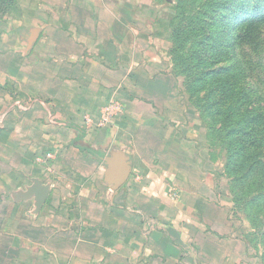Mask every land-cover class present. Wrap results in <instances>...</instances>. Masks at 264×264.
Instances as JSON below:
<instances>
[{
	"label": "crops",
	"instance_id": "1",
	"mask_svg": "<svg viewBox=\"0 0 264 264\" xmlns=\"http://www.w3.org/2000/svg\"><path fill=\"white\" fill-rule=\"evenodd\" d=\"M174 8L42 0L32 17L4 18L0 88L18 100L0 129L14 147L56 151L0 171V264H263L172 72L164 21ZM114 154L130 170L117 187L105 181ZM33 181L48 188L40 210L21 200Z\"/></svg>",
	"mask_w": 264,
	"mask_h": 264
},
{
	"label": "trees",
	"instance_id": "2",
	"mask_svg": "<svg viewBox=\"0 0 264 264\" xmlns=\"http://www.w3.org/2000/svg\"><path fill=\"white\" fill-rule=\"evenodd\" d=\"M174 2L172 72L185 78V92L198 113L210 111L220 123L206 125L209 146L224 154L222 171L233 211L243 208L256 222L264 209V79L255 80L253 72L264 71V0ZM15 3L0 0V24ZM226 49L232 65L212 69L227 61Z\"/></svg>",
	"mask_w": 264,
	"mask_h": 264
},
{
	"label": "rangeland",
	"instance_id": "3",
	"mask_svg": "<svg viewBox=\"0 0 264 264\" xmlns=\"http://www.w3.org/2000/svg\"><path fill=\"white\" fill-rule=\"evenodd\" d=\"M175 1V0H174ZM37 3L41 4L42 0H16V3L14 4L13 8L11 9V20H19V18H22L23 20L25 18L32 17L34 14V9ZM170 17L165 19V28L168 31V55L171 60V55H170V50L172 48V42L170 41ZM3 23V22H2ZM0 24V26L2 25ZM4 26V25H3ZM2 27V26H1ZM227 50V61H219L216 63V65L212 69H218V68H226L228 66L232 65V62L229 60L231 51ZM180 52V50H179ZM181 53V52H180ZM226 59V58H225ZM255 75V80L257 79H264V71H258V72H253ZM263 75V77H261ZM263 78V79H262ZM184 81L185 78L183 76H178V86L180 90H182L184 93L185 88H184ZM242 86H245L246 93H251V87L248 86L246 83H243ZM207 89H204L200 92L199 97L204 98L205 95L207 94ZM1 92L3 93L5 98L0 97V122L2 118L8 115V112L10 108H12V105H9L11 100L14 101L18 100L15 97L16 92L14 87L11 86H4L3 88H0V95ZM187 94V93H186ZM188 97V96H187ZM6 99V100H5ZM194 101V99H193ZM190 102V101H189ZM20 106L23 108L24 104L23 101L20 102ZM193 109L197 111V109L192 106ZM202 114L200 115V118L202 120V123L204 125V135H203V140L206 145V147L209 150V153L211 156H214L216 158H221L219 160H222L224 157V154L219 155V151L216 148H211L209 145V140H208V135H207V130H206V125H213L216 123V121L212 120V113L210 111H202ZM216 127L220 126V123L215 124ZM1 128V124H0ZM5 128V126H4ZM56 151V149L52 148H37V149H31V148H26V147H14L12 145V133H9L6 130L0 129V171L4 170L5 168L9 169V163L11 162H17L21 159H27L30 163H33L34 161H42L43 159H46L49 155H54L53 152ZM55 156V155H54ZM213 158V157H212ZM214 159V158H213ZM6 169V170H8ZM9 171V170H8ZM7 187L0 184V200L5 196V191L7 192L8 189ZM232 207L233 204H232ZM243 208H237L234 209L233 215L236 219H239L242 225V234L246 238L247 242L250 244L252 248L260 255L261 260L264 264V209L261 210L260 214L256 217V222H251L250 218H248V215L246 212L242 210Z\"/></svg>",
	"mask_w": 264,
	"mask_h": 264
},
{
	"label": "water",
	"instance_id": "4",
	"mask_svg": "<svg viewBox=\"0 0 264 264\" xmlns=\"http://www.w3.org/2000/svg\"><path fill=\"white\" fill-rule=\"evenodd\" d=\"M121 155H112L104 159L107 165V170L105 174V181L108 184L120 186L122 185L129 176L130 170L126 163H122ZM48 195V188L45 187L39 181H33L31 187L27 189L25 193L21 195V200H28L35 197L36 208L40 210L42 205L45 203Z\"/></svg>",
	"mask_w": 264,
	"mask_h": 264
},
{
	"label": "built area",
	"instance_id": "5",
	"mask_svg": "<svg viewBox=\"0 0 264 264\" xmlns=\"http://www.w3.org/2000/svg\"><path fill=\"white\" fill-rule=\"evenodd\" d=\"M118 107L115 105V104H111L107 110L102 114V117L100 118V121H99V126H104L106 124H108L111 120V118L114 116V112H117L118 110ZM176 193H172L171 194V199H176Z\"/></svg>",
	"mask_w": 264,
	"mask_h": 264
}]
</instances>
